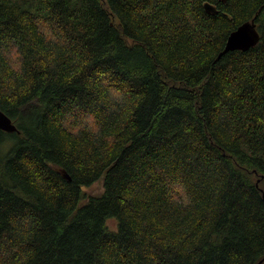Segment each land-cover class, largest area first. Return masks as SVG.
I'll use <instances>...</instances> for the list:
<instances>
[{"label": "trees", "instance_id": "16d2710c", "mask_svg": "<svg viewBox=\"0 0 264 264\" xmlns=\"http://www.w3.org/2000/svg\"><path fill=\"white\" fill-rule=\"evenodd\" d=\"M0 112V264H264V0H0Z\"/></svg>", "mask_w": 264, "mask_h": 264}, {"label": "water", "instance_id": "95a60500", "mask_svg": "<svg viewBox=\"0 0 264 264\" xmlns=\"http://www.w3.org/2000/svg\"><path fill=\"white\" fill-rule=\"evenodd\" d=\"M204 12L208 14H216V8L210 3L204 4ZM256 28L254 21H248L242 23L234 31H232L225 42L223 50L218 54V58L231 51H247L254 47L260 36ZM0 130L6 133H14L16 131L15 125L11 119L0 112Z\"/></svg>", "mask_w": 264, "mask_h": 264}, {"label": "rangeland", "instance_id": "374dc122", "mask_svg": "<svg viewBox=\"0 0 264 264\" xmlns=\"http://www.w3.org/2000/svg\"><path fill=\"white\" fill-rule=\"evenodd\" d=\"M102 181H103V178H100L97 182L94 183V185L92 184L91 186L84 188V191H85L86 195L94 196V195L100 194L103 191V186H102L103 182ZM115 221L117 222V220H115V219L114 220L110 219L108 221V224H107V220H106V225L107 226L109 225L108 227H110V229L116 230L118 222H117V225H116Z\"/></svg>", "mask_w": 264, "mask_h": 264}]
</instances>
